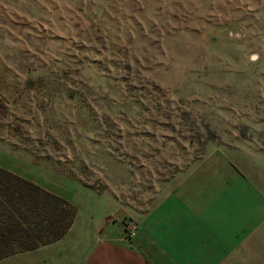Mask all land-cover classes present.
Returning <instances> with one entry per match:
<instances>
[{"label": "rangeland", "instance_id": "rangeland-1", "mask_svg": "<svg viewBox=\"0 0 264 264\" xmlns=\"http://www.w3.org/2000/svg\"><path fill=\"white\" fill-rule=\"evenodd\" d=\"M0 157L107 264H264V0H0Z\"/></svg>", "mask_w": 264, "mask_h": 264}, {"label": "trees", "instance_id": "trees-1", "mask_svg": "<svg viewBox=\"0 0 264 264\" xmlns=\"http://www.w3.org/2000/svg\"><path fill=\"white\" fill-rule=\"evenodd\" d=\"M75 215L63 197L0 167V259L59 240Z\"/></svg>", "mask_w": 264, "mask_h": 264}, {"label": "crops", "instance_id": "crops-1", "mask_svg": "<svg viewBox=\"0 0 264 264\" xmlns=\"http://www.w3.org/2000/svg\"><path fill=\"white\" fill-rule=\"evenodd\" d=\"M213 164L211 162L212 168ZM0 167L40 185L8 158L0 157ZM66 186L79 191L78 196H64L76 208L74 221L66 234L53 243L4 257L0 259V264H107L113 261L107 252L113 241L112 231L106 226L104 212L99 207L100 200L89 201L88 206H85L82 202L84 192L79 186Z\"/></svg>", "mask_w": 264, "mask_h": 264}, {"label": "built area", "instance_id": "built-area-1", "mask_svg": "<svg viewBox=\"0 0 264 264\" xmlns=\"http://www.w3.org/2000/svg\"><path fill=\"white\" fill-rule=\"evenodd\" d=\"M134 226H131V224H128V229L126 230V236L127 237H132L134 235Z\"/></svg>", "mask_w": 264, "mask_h": 264}]
</instances>
